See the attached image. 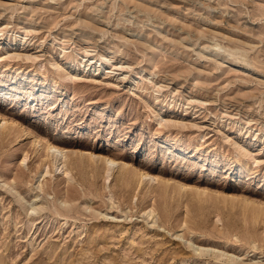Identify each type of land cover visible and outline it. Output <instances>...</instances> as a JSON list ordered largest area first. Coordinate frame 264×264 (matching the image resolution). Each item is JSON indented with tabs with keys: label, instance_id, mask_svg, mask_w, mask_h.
Instances as JSON below:
<instances>
[{
	"label": "rangeland",
	"instance_id": "obj_1",
	"mask_svg": "<svg viewBox=\"0 0 264 264\" xmlns=\"http://www.w3.org/2000/svg\"><path fill=\"white\" fill-rule=\"evenodd\" d=\"M0 115V264H264V0H0Z\"/></svg>",
	"mask_w": 264,
	"mask_h": 264
},
{
	"label": "bare ground",
	"instance_id": "obj_2",
	"mask_svg": "<svg viewBox=\"0 0 264 264\" xmlns=\"http://www.w3.org/2000/svg\"><path fill=\"white\" fill-rule=\"evenodd\" d=\"M88 67H90L89 63H86L83 66L84 70H86ZM90 69H92L95 72V74H97L99 72V69L96 68V67H94V68L90 67ZM0 131L7 138L11 137L13 132H17L18 138H22V137L28 135L27 137H30V138H32L34 140L33 141V145L35 146L36 152H43L42 157L45 158V160H46V158L52 159L51 162H50V165L52 164L53 168H55L57 172L59 171V172H63V174H66L69 181L71 179H73V177L71 176V171L69 169V157H68V154H67L69 150L66 149V147H62L61 145H59L60 142H57V141L52 140V139L51 140L47 139L48 140L47 141L46 137L44 135H42L40 133H37V132L34 133L24 123L15 122L12 119H9V118L1 116V115H0ZM85 153L87 154V151ZM27 159H28V155L25 156V159H24L23 162H25ZM93 159H94V157H93ZM116 160L117 159H115L113 157H109V158L106 159L107 179H110V177L112 176L111 173L114 172L115 166L119 165V163H118V165H116L117 164ZM123 166L124 167H123V171L122 172L125 173L129 169V166H128V164H125ZM141 171L142 172L140 173V178H141L142 181H148L149 183H156V185H160L161 184L163 186H168L170 184V180H168L167 177H164L160 173H155L154 171H151V170L150 171L141 170ZM50 172L51 171H50V166H49L48 169H47L46 174H49ZM124 179H125V177L122 178V180H124ZM182 189H184V188L182 187ZM198 195L202 196V193H198ZM41 208H42L41 205L39 207L35 206V207H32V211L35 213L38 210H40ZM245 208H249L252 214L264 215V209L253 208V207L250 206V204H247L245 206ZM154 214H155V211L151 210L149 215L153 216ZM191 247L194 248V250L196 252H198V251L203 252L204 255H205V253L211 252V250H209L208 248L199 247V246L195 248V246L193 244L191 245ZM219 255L222 256L223 258H224V256H227L225 253H221ZM214 258H216V256ZM235 258L236 257H234L232 255V256L228 257V260H229V262H235V260L237 259V258L236 259ZM240 264H245V263H240Z\"/></svg>",
	"mask_w": 264,
	"mask_h": 264
}]
</instances>
